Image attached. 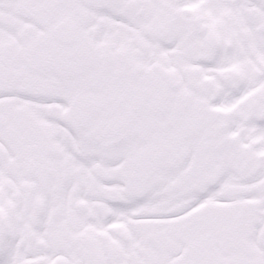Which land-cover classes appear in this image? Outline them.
<instances>
[{
  "label": "snow or ice",
  "instance_id": "6c2138e0",
  "mask_svg": "<svg viewBox=\"0 0 264 264\" xmlns=\"http://www.w3.org/2000/svg\"><path fill=\"white\" fill-rule=\"evenodd\" d=\"M0 264H264V0H0Z\"/></svg>",
  "mask_w": 264,
  "mask_h": 264
}]
</instances>
